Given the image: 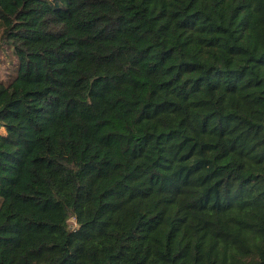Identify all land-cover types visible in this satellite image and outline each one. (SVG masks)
Segmentation results:
<instances>
[{"label": "trees", "instance_id": "obj_1", "mask_svg": "<svg viewBox=\"0 0 264 264\" xmlns=\"http://www.w3.org/2000/svg\"><path fill=\"white\" fill-rule=\"evenodd\" d=\"M6 49L0 264H264V0H0Z\"/></svg>", "mask_w": 264, "mask_h": 264}, {"label": "rangeland", "instance_id": "obj_2", "mask_svg": "<svg viewBox=\"0 0 264 264\" xmlns=\"http://www.w3.org/2000/svg\"><path fill=\"white\" fill-rule=\"evenodd\" d=\"M1 60H3V62L1 63L0 75L2 78H9L11 72L10 69H12V64L16 63L15 58L13 57L11 52L6 49L5 52H0V61ZM69 221H71L73 223L72 225H74L75 227L77 226L73 214L69 215Z\"/></svg>", "mask_w": 264, "mask_h": 264}, {"label": "water", "instance_id": "obj_3", "mask_svg": "<svg viewBox=\"0 0 264 264\" xmlns=\"http://www.w3.org/2000/svg\"><path fill=\"white\" fill-rule=\"evenodd\" d=\"M74 228H75V226H74V225H71V226H70V229H74Z\"/></svg>", "mask_w": 264, "mask_h": 264}]
</instances>
